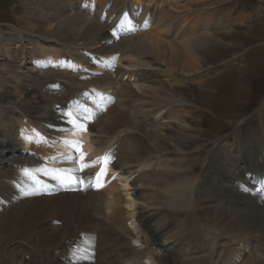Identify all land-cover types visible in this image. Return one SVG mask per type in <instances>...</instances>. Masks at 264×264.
Returning a JSON list of instances; mask_svg holds the SVG:
<instances>
[{
    "label": "bare ground",
    "instance_id": "bare-ground-1",
    "mask_svg": "<svg viewBox=\"0 0 264 264\" xmlns=\"http://www.w3.org/2000/svg\"><path fill=\"white\" fill-rule=\"evenodd\" d=\"M78 1L81 0H42L39 11H32L25 20L24 32L17 30L4 34L0 31V55L18 61L21 59L20 62L29 61L33 67L47 70L52 76L65 73L71 84L79 82L77 78L80 76H69L72 72L85 74L89 70L96 71V67L90 62V56H95L96 62L104 63L103 66L99 64L102 76L90 81L83 79L80 83L91 85L88 91L91 95L100 97L106 94L105 98L110 100L122 96L120 102H123V110L115 106L118 104L116 102L115 107L95 125L98 131L95 132L94 126L88 127L87 151L91 152L90 158H94L101 155L107 157L110 149L115 152L116 147L117 150L121 148L120 151L127 149L119 155L124 163H111L115 180L107 179L105 189L97 195H82L77 192L57 193L59 195L53 198L36 196L38 192L28 179L30 172L45 177L46 172L40 167L44 161L49 166L59 168L64 164L70 168L74 163L73 151L59 144V138L67 136V133H61L65 127L60 123V118L55 120L59 117L60 107L55 110L54 105L57 103L52 98L49 101L46 94H40L37 90L23 88L25 91L18 96L0 89V165L3 166L0 170V207L3 209L10 205L9 197L5 195L10 190L15 191L12 193L18 191V200L23 199L18 204H22L18 211L17 205L0 213V232L6 230L10 236L18 235L16 228L10 227L7 230L6 227L7 224L19 227L18 222L12 223L13 216H37L35 226L30 228L26 238L29 241L34 238L42 241L44 245L41 248L44 250L38 252L37 246L33 245L34 257L29 258L26 264H206L207 257L185 261L180 258L178 251L180 240L195 238L200 231L211 230H218V237H228L232 241L238 237L250 242L256 234L258 239L249 248V255L253 258L256 252H262L264 256V179L259 175V165L256 166L259 177L254 181L259 187H252L255 196L253 194L239 198L237 193L222 189L220 194L223 191V200L230 201L226 208L224 205L219 210L215 208L214 218L208 220L200 217L210 209H198L195 213L198 220L192 218L197 221L193 224L192 220L189 222L193 227L187 228L188 232L180 233L177 238L170 239L178 249L176 253L173 252L176 249L171 254L170 250H165L144 258L130 243L134 241L145 244V250H152V254L154 247L161 246V235H165L168 228L173 226L169 218L171 213L177 216H181L182 212L191 213L192 204L205 201L204 197L195 196L194 181L185 178L192 175L195 169H181L187 161L173 160L160 153L170 156L182 153L183 137L192 129L193 113L187 111L184 105H172L176 99L184 100L177 93V87L190 81L188 75L199 71V63L194 67L188 61L194 55V45L196 42L206 41L212 28H225L226 24L240 25L244 20L242 15L234 17L228 13V20H224L222 10L215 12L216 10L207 9L210 0H112L113 7L109 11L122 14L130 27L136 26L141 31L130 36L131 38L114 43L106 25L96 21L98 17L92 19L91 15H87L89 11L87 10V14L83 13L79 5V11L76 10L74 4ZM85 1L83 3H87L89 9L90 0ZM134 6L136 9L131 16L128 9ZM69 8H73L74 13H69ZM155 11L158 13L155 14ZM60 14L62 18L59 17ZM148 22L150 29L148 33H144L142 29ZM158 22L161 25L154 27L153 24ZM28 25L30 28H27ZM47 34L53 39L63 38L64 44L59 46L46 42L43 35ZM168 36L172 38H166ZM183 55L189 59L183 58ZM47 65L51 67H45ZM103 68L107 70H102ZM33 78H29L31 84L38 82L39 79ZM43 78L40 86L38 85L40 90L48 92L52 88H63L64 93L60 99L64 101H68L74 94L71 86L61 84L62 79H58L60 77ZM3 79L0 77L2 84ZM57 81H61V86ZM16 96L22 97L19 102L18 98L15 99ZM87 96V92H82L81 98L87 99ZM180 103L182 101L178 102ZM132 104H135L136 112L144 114L146 121L160 125L159 129L163 132L161 137L154 131L143 130L135 111L129 115V110L134 108ZM96 133L99 135L95 136ZM81 134L82 130L71 136L78 139ZM80 138L86 139L84 135ZM126 140L130 142L129 147ZM221 149L224 150L223 147ZM24 152H29V157L23 156ZM132 155L135 157L132 158ZM130 165L133 169L126 171V167ZM134 174L135 180L138 179L140 186L146 191L141 197H138L135 190L134 193L130 192L135 189V184L131 181ZM146 203H151L160 211L152 212V216L162 218L163 214L166 215V222H163L166 224L157 227L159 232L153 231L148 224L151 223V217L147 216L149 209L145 206ZM61 221H69L70 225L66 228L61 225L57 227L56 222ZM186 226L188 227L187 223ZM82 236L85 237L84 242L80 241ZM84 248L93 250L94 255L87 256L82 251ZM54 249L58 252L57 255L53 254ZM243 250H247V247L242 245L240 251ZM60 257L65 260H58ZM240 257L241 253L237 248H228L217 264H239ZM251 264L263 263L254 258Z\"/></svg>",
    "mask_w": 264,
    "mask_h": 264
},
{
    "label": "rangeland",
    "instance_id": "rangeland-1",
    "mask_svg": "<svg viewBox=\"0 0 264 264\" xmlns=\"http://www.w3.org/2000/svg\"><path fill=\"white\" fill-rule=\"evenodd\" d=\"M41 2L42 0H0V31L4 34H10L12 32H16L17 30H23L24 32V26L26 23L25 20H27V17L31 15L32 11H39ZM78 5H76L75 2L74 7L76 10ZM98 7H101V4ZM207 7L206 8L210 11L216 10L215 12L222 10L224 20H228L226 16L228 13H231L234 17L242 15L244 20L240 22V25L227 26L228 24H226L225 28L210 29L209 37L206 41L196 42L197 46L194 45V55H192L190 59L183 55V58L185 57L189 59L188 61L191 66L195 67L200 64V67L199 71L188 75V80L190 81L177 87V93L182 95L184 100L176 99L172 106L184 105L187 108V111H191L193 113L192 129L183 137L184 141L181 143L182 153L177 152V154H179L175 156H170L167 153H160V155L164 157H172L173 160L187 161L188 163L183 164L181 169H195L192 175L186 176L185 178L194 181L196 185L194 190L195 196L204 197L203 199L205 201H196L192 204L190 210L193 213H190V211L189 213L182 212L181 216L171 213L169 218L173 223V226L168 228L165 235H161L159 238V243L162 248L167 249L162 250L160 248L161 246H157L154 247L155 251L150 254V251L152 250L146 251L145 244L142 245L139 242H136L139 243L136 244L134 241H131L137 249L142 248L143 251L139 252L142 253L144 258L148 256H155L165 250H170L169 253L171 254L172 251L176 249V251H173L176 253L178 249L174 247L170 239L177 238L180 233L188 232L187 228L191 229L193 227L189 224V222L192 220L193 224L194 221L198 220L195 215L196 211L198 212L202 208L210 209L204 213L205 215L203 214L201 217L199 216L201 219L208 220L209 218H214L213 214L216 209L219 210L222 208V205L225 207L228 202H230L223 200L221 196L223 191L220 194L222 189L229 190L228 192L237 193L239 198H244V196L250 197L249 194L244 192V188L253 190L252 187L256 185L254 184V181H252V183L243 184L242 187H239V191H235L236 182L227 181L225 179H228V174L232 173L234 179H239L238 181L245 182L243 176L238 175V172L235 171V167L238 164L239 167H244L242 158H250L252 155V158L254 159L253 164L255 168L259 165V171H261V176L264 179V0H210ZM77 11H79V9ZM68 12L74 13V9L69 8ZM114 12L115 11H109L108 13L110 15ZM59 17H61V14ZM91 18L94 19V15L91 16ZM29 25L27 28H30ZM149 29L150 28H148V30ZM148 30L146 32L144 30L143 32L148 33ZM140 32L141 31L137 33ZM43 36H45L46 42L54 43L59 46L64 44L63 38L53 39L48 34ZM166 38L171 39L172 37L168 36ZM11 58L12 57H4L0 55V77L2 79L4 78L3 84L0 81V89L6 90L7 93L19 96L22 95V91H25L28 87L30 91L32 89L37 90L40 94H46L49 101H51L52 98L59 105L60 110H66L65 106L62 105V102H59L61 101L60 96L64 93L63 88L58 93H52L51 91L46 92L45 90H40L38 88V85L40 86V82L43 77H60L58 79H62L63 86H73L72 88L74 89V94L72 97H78V95L82 97V92L80 93L76 88H81L82 90L87 87H91V85H83L77 81L75 82L76 84H71L66 78L65 73L52 76L47 70H42L36 66L33 67L29 61L25 62L24 60L20 62L21 59L18 61ZM96 76L100 77L102 75L99 76V74H97ZM31 77H34L33 79L35 80L39 79L38 82L31 84V79H29ZM29 84H31V86ZM18 96H16L15 99H17ZM31 96L34 95L31 94ZM100 97L105 98L106 94H103ZM20 98L17 99V102H19ZM122 98L123 97L120 96L115 99L118 103L115 106H118L119 110H123V102H120L122 101ZM179 101H182V103L178 104ZM64 102L68 103L70 102V99L68 101L65 100ZM110 103L112 104L111 100ZM115 106L112 104L108 109H106V111L108 112ZM132 106L134 107L135 104H132ZM136 110L137 108L135 107L131 108L129 110V115H132L134 111L136 112ZM107 112L105 114H101L93 125L95 132L98 131L95 125L106 116ZM135 114L138 116L143 130H146V132L154 131L161 137L163 132L159 129L160 125H153L149 121H146L143 113L136 112ZM55 120H59L58 117ZM57 122L58 121H55V123ZM50 124L51 122L47 123V125ZM259 127L260 129L258 130ZM96 135H99V133H96ZM96 139L98 140V138ZM127 147H129V145ZM222 147L224 150L221 149ZM126 150L127 149H122L118 152V154L120 155V153H124ZM24 153H26V155L28 153L29 157V152ZM134 157L135 155H132V158ZM119 158L121 159V157ZM240 158L241 160H239ZM237 159L239 160L238 162L236 161ZM120 162L124 163L122 160H120ZM229 165H231L234 170L231 168L229 169ZM130 166L126 167L128 168V171L129 169H133L132 165ZM2 167L3 166L0 165V170H2ZM244 170H246V168ZM244 170L241 169V173H243ZM134 177H136V174L132 175L131 179H135ZM258 177L259 176L256 173V178ZM136 180L137 181L134 182V190L137 192L138 197H141L146 191L144 190V187L140 186L141 182L138 179ZM242 182H239L238 185ZM258 187L259 184L256 188ZM132 191L131 193H134ZM12 192L15 191L10 190L7 194L4 193L7 197H9L10 205L3 209L1 208L0 213H2V211L6 208L9 209L15 207L20 203V201H23L22 198L21 200H18L19 196H16L17 193H19L18 191H16V193ZM116 194L120 195L119 192ZM58 195L59 194H54L53 197ZM36 196L41 195L37 193ZM20 205H18V207ZM145 206L149 209H147V216L151 217V223H147L150 224L153 231L157 230V232H159L157 227L159 228L161 224H166L163 223L166 222V215L163 214L162 218L152 216V212L160 213V211L153 207L151 203H146ZM21 208L22 206L17 208L16 211ZM15 217L13 216L12 223L14 221L18 222L19 227L16 225L13 226V224L12 226L7 224L6 227L7 230H10V227L13 229L16 228L18 230V235L10 236L9 231L6 230L0 232V264H26V261H28L29 258L32 259L34 257L35 247L33 248V245L37 246L38 249H36L38 252L44 250L41 248L44 245L42 241H38L35 238L29 241L26 238L31 231L30 228L35 226L34 220L37 216H31V214H21V217ZM192 218H196L197 220H193ZM186 223L188 224V227L186 226ZM56 224L57 227L61 225L66 228L70 225V222L61 221L56 222ZM127 227L130 228L128 225ZM166 227H168V225ZM39 229L40 227L38 226V230ZM215 233L216 235H214ZM218 234V230H211L208 232L200 231L199 235L195 238L187 237V239L180 240L181 250L179 249L178 255L181 259H185V261L207 257L208 263L206 264H217V262H220L221 256L226 249L235 247L241 253L239 264H242V262H245L244 264H251V260L254 258L257 261H262L264 264V256H262V252H256L257 254H255L256 256L253 258L249 255L250 251L248 252L251 245H254L258 239L256 234L250 242L246 239H238V237L232 241L228 239V237H218ZM11 240L15 242L13 243ZM19 240H23L25 242H20ZM246 242H248V244H246ZM241 244L246 246L247 250H243L241 252ZM57 253L58 252L54 249L53 254L57 255ZM58 260L63 261L65 259L60 257ZM67 263L70 264L69 262ZM29 264H31V262Z\"/></svg>",
    "mask_w": 264,
    "mask_h": 264
}]
</instances>
